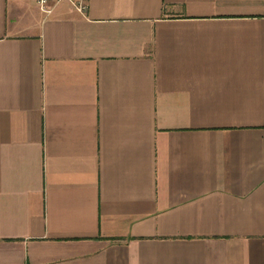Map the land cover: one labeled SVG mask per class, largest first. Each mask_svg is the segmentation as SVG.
<instances>
[{"label": "crops", "instance_id": "obj_1", "mask_svg": "<svg viewBox=\"0 0 264 264\" xmlns=\"http://www.w3.org/2000/svg\"><path fill=\"white\" fill-rule=\"evenodd\" d=\"M0 264H264V0H0Z\"/></svg>", "mask_w": 264, "mask_h": 264}, {"label": "built area", "instance_id": "obj_2", "mask_svg": "<svg viewBox=\"0 0 264 264\" xmlns=\"http://www.w3.org/2000/svg\"><path fill=\"white\" fill-rule=\"evenodd\" d=\"M61 0H36V4L45 13H51L53 6ZM74 7L82 13H85L89 9V0H69Z\"/></svg>", "mask_w": 264, "mask_h": 264}]
</instances>
